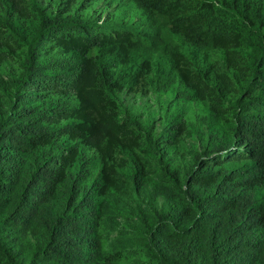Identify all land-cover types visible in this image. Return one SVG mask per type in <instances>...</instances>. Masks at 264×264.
Wrapping results in <instances>:
<instances>
[{"label":"trees","instance_id":"1","mask_svg":"<svg viewBox=\"0 0 264 264\" xmlns=\"http://www.w3.org/2000/svg\"><path fill=\"white\" fill-rule=\"evenodd\" d=\"M46 1L0 0V264H119L106 197L146 186L151 154L172 184L140 216L161 259L264 264V0ZM115 92L202 106L184 187L158 147L181 143L188 112L157 133Z\"/></svg>","mask_w":264,"mask_h":264},{"label":"rangeland","instance_id":"2","mask_svg":"<svg viewBox=\"0 0 264 264\" xmlns=\"http://www.w3.org/2000/svg\"><path fill=\"white\" fill-rule=\"evenodd\" d=\"M42 6L48 11H56L59 8L65 11L63 15L67 13L59 0H47ZM10 68V64L0 65V74H5ZM114 95L120 103L121 115L127 113L138 117L152 125L157 133L167 126L170 114L181 109L188 112L186 116L188 131L181 139V143L171 151H167L163 145L158 147L164 158V165H171L172 170L179 174L178 183L183 186L185 175L195 161V155L203 150L202 146L208 139L207 134H204V126L200 123L202 106L185 107L173 101L172 93L151 94L149 97L132 96L126 92H115ZM145 161L151 172L146 186L137 190L129 178L130 184L126 191L118 195L109 194L106 197L107 209L99 225L102 251L106 256L111 255L119 259V264H167L160 258L158 249L145 232L140 216L142 212L153 215L162 212L165 199L159 193L158 187L161 185L172 187V184L160 178V164L155 155L146 156ZM240 165L230 166L235 168ZM123 172L131 176L129 170L125 169Z\"/></svg>","mask_w":264,"mask_h":264}]
</instances>
